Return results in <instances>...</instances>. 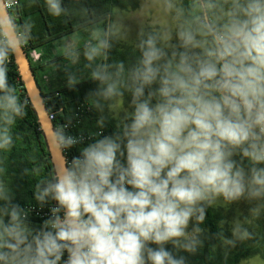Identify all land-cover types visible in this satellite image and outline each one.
<instances>
[{
  "label": "clouds",
  "instance_id": "obj_1",
  "mask_svg": "<svg viewBox=\"0 0 264 264\" xmlns=\"http://www.w3.org/2000/svg\"><path fill=\"white\" fill-rule=\"evenodd\" d=\"M14 2L0 11V151L14 146L27 108L8 82L9 58L23 52L32 28L17 23ZM154 3L172 22L138 31L131 66L108 62L112 40L126 36L121 26L94 30L85 43L89 67L100 61L93 106L102 113L101 101L110 102L115 131L103 134L101 115L92 142L38 180L34 199L48 206L40 225L15 202L0 167V264H187L179 253L203 247L208 207L264 201V0ZM45 5L54 17L65 12L62 0ZM66 127L44 130L61 155L85 139ZM233 237L224 243L252 234L236 222Z\"/></svg>",
  "mask_w": 264,
  "mask_h": 264
},
{
  "label": "trees",
  "instance_id": "obj_2",
  "mask_svg": "<svg viewBox=\"0 0 264 264\" xmlns=\"http://www.w3.org/2000/svg\"><path fill=\"white\" fill-rule=\"evenodd\" d=\"M121 1L123 0H62L65 12L60 17H54L47 11L45 0H18L15 11L17 23L21 27L29 22L32 24L30 38L23 46L28 53L49 113H55L53 120L55 125L80 119L79 126L82 130L100 129L96 125V116L99 110L93 106V102L98 99L94 94L101 87L98 81H94L92 78L77 80V83L72 87L68 85L56 90H49L42 85L41 76L50 64L69 59L67 56L59 57L54 54L55 42L89 28L106 29L109 24H112L113 8L117 5L126 7L125 3ZM39 50L41 51L40 58L34 61L30 54L32 51ZM139 55L138 49L118 51L112 46L108 52V62L123 61L127 68L136 62ZM9 59L10 62L7 64L8 82L17 89L21 101L27 103V108L26 115L22 119H18L12 129L14 146L8 151H0V167L5 170L4 179L10 182L15 194V202L22 207L39 206L34 199L35 185L38 180L49 175L53 165L13 56H10ZM125 96H130V94L126 93ZM104 102L101 101L102 104ZM113 131H115L114 125L105 123L103 134L109 135ZM87 144L76 147V152L79 153L80 148ZM33 169H39V174H36ZM45 207L48 208V206ZM46 218L35 214L30 215V220L37 226ZM221 219H223L221 212L213 211L210 207L206 209V218L202 225L208 233L203 241L201 258L197 264H237L241 259L254 255H260L264 259L263 222L249 251L239 252L238 256L231 259L230 262L219 261L213 252V247L222 237L218 226Z\"/></svg>",
  "mask_w": 264,
  "mask_h": 264
},
{
  "label": "rangeland",
  "instance_id": "obj_3",
  "mask_svg": "<svg viewBox=\"0 0 264 264\" xmlns=\"http://www.w3.org/2000/svg\"><path fill=\"white\" fill-rule=\"evenodd\" d=\"M126 7L115 6L113 8L112 24L119 25L122 27V32L126 34L125 37L114 38L112 45L115 50L126 51L128 49L136 50V44L138 43V31L143 29L146 33L158 28L161 24L171 23V18L164 15L161 7L158 3H154V0H123ZM186 4L188 0H183ZM102 28H89L81 33L74 34L72 38L62 39L55 42L54 53L59 57H68L69 59L62 60L59 65L55 67H47L46 71L42 73L41 80L42 85L45 88L52 90L50 87L51 81L61 85L68 86V77L73 76L76 80H86L91 78V72L95 68L96 64L100 61L97 60L92 62L89 67V61L84 56V46L91 37V33L94 30ZM95 41H93L94 43ZM75 52L78 58H73L67 55V53ZM32 54V55H31ZM30 54L34 61L40 58L41 52L32 51ZM54 70V71H52ZM62 72V73H61ZM62 87V86H61ZM64 87V86H63ZM131 96H124V108L128 109ZM108 103L104 102V111L98 112L96 118V125L98 120L103 115L106 118L105 123H111L116 126V120L113 118L112 112L108 108ZM122 115V113H121ZM213 211L221 212L223 219L218 223L219 230L221 232V239L213 247V252L217 259L230 262L231 259L237 257L239 252L244 250H250L258 233L261 223L264 221V201H252L246 200L233 202L226 204L223 200L218 201L216 204L210 206ZM253 209H257L254 214ZM236 222H239L242 229H247L251 234L252 238L244 241H236L235 246L226 245L224 241L226 239H234L233 227ZM200 227L204 230L201 239L207 236V230L201 224ZM191 229V225H190ZM153 247H155L153 245ZM169 250L172 246L169 244L166 246ZM202 247L197 251L196 254H189L185 252L179 253L187 258V264H197L201 258ZM239 264H264V261L259 257L255 256L249 260H241Z\"/></svg>",
  "mask_w": 264,
  "mask_h": 264
},
{
  "label": "water",
  "instance_id": "obj_4",
  "mask_svg": "<svg viewBox=\"0 0 264 264\" xmlns=\"http://www.w3.org/2000/svg\"><path fill=\"white\" fill-rule=\"evenodd\" d=\"M5 7L6 5L4 3V0H0V11H3ZM13 59L17 67L21 82L24 85L27 98L29 99L33 111L37 117L40 130L47 146L46 137L44 136V130L47 131L49 125L54 126V123L49 117V110L44 101L41 88L38 86L35 72L32 68L31 61L24 46L23 52L19 55H13ZM47 149L53 167L63 163L66 160L64 153L63 155H61L60 153L50 150L48 146Z\"/></svg>",
  "mask_w": 264,
  "mask_h": 264
},
{
  "label": "built area",
  "instance_id": "obj_5",
  "mask_svg": "<svg viewBox=\"0 0 264 264\" xmlns=\"http://www.w3.org/2000/svg\"><path fill=\"white\" fill-rule=\"evenodd\" d=\"M17 5H18V2H14V7L12 8V12H13L14 16H15V11L17 9ZM49 117L53 121L54 117H55V113H49ZM80 122H81L80 119H78V120L73 121V122H64L61 124V125H65V124L68 125V127H66V129H65L67 134L75 136V137L83 136L85 138L83 144H78V145L74 146L73 148L66 149L64 151V156H65L66 160L69 162L71 161V159L74 156L79 155V153L76 152V147H80L82 145H85V144L91 142L92 139L95 138V134L97 132L101 131V129H97L94 131H84L79 126ZM54 126H55V124H54ZM102 132H103V130H102ZM24 208H27L30 210V215L35 214L36 216H39V217H47L48 216V208H46V207L40 208V206L27 205V206H24Z\"/></svg>",
  "mask_w": 264,
  "mask_h": 264
},
{
  "label": "crops",
  "instance_id": "obj_6",
  "mask_svg": "<svg viewBox=\"0 0 264 264\" xmlns=\"http://www.w3.org/2000/svg\"><path fill=\"white\" fill-rule=\"evenodd\" d=\"M71 36H73V35H71ZM71 36L68 37V38H72ZM66 39H67V38H66ZM36 52H37V51H36ZM38 52H41V51L39 50ZM54 54H55V53H54ZM55 55L58 56L57 54H55ZM60 62H61V61H58V62H56V63H52V64H50L48 67H51V66H52V67H55L56 65H59ZM52 71H54V70H52ZM61 73H62V72H61ZM49 85H50V87H51L52 90H56V89H58V88H61V86H62V87H63V86H66V85H64V84L60 86L58 83H56V82H54V81H53V82L51 81V83H50ZM255 256H259V257L264 261V259H263L260 255H254V256H251V257H249V258L241 259V260H246V261H247V260H249L250 258H253V257H255ZM241 260H240V261H241ZM240 261H239L237 264H239Z\"/></svg>",
  "mask_w": 264,
  "mask_h": 264
}]
</instances>
